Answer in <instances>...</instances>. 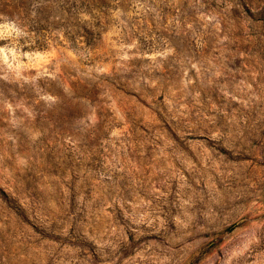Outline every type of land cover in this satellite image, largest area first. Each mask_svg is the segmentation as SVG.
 Listing matches in <instances>:
<instances>
[{
    "label": "rangeland",
    "instance_id": "rangeland-1",
    "mask_svg": "<svg viewBox=\"0 0 264 264\" xmlns=\"http://www.w3.org/2000/svg\"><path fill=\"white\" fill-rule=\"evenodd\" d=\"M0 264H264V0H0Z\"/></svg>",
    "mask_w": 264,
    "mask_h": 264
},
{
    "label": "trees",
    "instance_id": "trees-1",
    "mask_svg": "<svg viewBox=\"0 0 264 264\" xmlns=\"http://www.w3.org/2000/svg\"><path fill=\"white\" fill-rule=\"evenodd\" d=\"M97 1H99V0H97Z\"/></svg>",
    "mask_w": 264,
    "mask_h": 264
}]
</instances>
